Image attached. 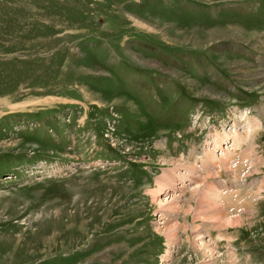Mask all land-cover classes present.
I'll use <instances>...</instances> for the list:
<instances>
[{
	"label": "rangeland",
	"instance_id": "rangeland-1",
	"mask_svg": "<svg viewBox=\"0 0 264 264\" xmlns=\"http://www.w3.org/2000/svg\"><path fill=\"white\" fill-rule=\"evenodd\" d=\"M0 264H264V0H0Z\"/></svg>",
	"mask_w": 264,
	"mask_h": 264
},
{
	"label": "bare ground",
	"instance_id": "bare-ground-1",
	"mask_svg": "<svg viewBox=\"0 0 264 264\" xmlns=\"http://www.w3.org/2000/svg\"><path fill=\"white\" fill-rule=\"evenodd\" d=\"M228 139H230V138H228ZM210 191H212V190H210ZM214 192V191H213ZM215 193V192H214ZM214 195V194H213ZM213 205V204H212ZM210 207V206H209ZM212 207V206H211ZM217 212L218 211H214V213H212V214H217ZM205 228H203L200 232H198L199 234H198V238H199V240H201L202 239V235H208V233H209V231H208V227L205 225L204 226ZM197 231H198V229H197ZM201 246H202V249H203V251H205L207 254H209L210 256H212V252L214 251V248H213V246L211 245H209L208 243H201Z\"/></svg>",
	"mask_w": 264,
	"mask_h": 264
}]
</instances>
